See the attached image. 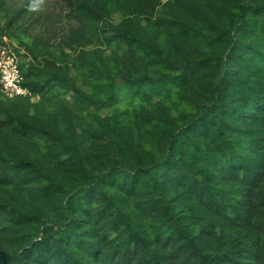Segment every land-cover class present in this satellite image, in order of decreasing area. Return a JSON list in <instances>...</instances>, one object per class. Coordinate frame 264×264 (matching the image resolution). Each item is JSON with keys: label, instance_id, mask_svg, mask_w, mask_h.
Masks as SVG:
<instances>
[{"label": "rangeland", "instance_id": "1", "mask_svg": "<svg viewBox=\"0 0 264 264\" xmlns=\"http://www.w3.org/2000/svg\"><path fill=\"white\" fill-rule=\"evenodd\" d=\"M29 1L0 0V41L40 86L32 98L0 95V264H38L37 254L54 264L75 249L86 264H233L251 251L264 264V181L249 194L242 174L227 176L226 140L252 136L213 108L234 52L255 53L264 72V12L235 31L237 7L264 0H34L13 22ZM172 136L179 165L153 186ZM90 189L104 193L92 208L79 200ZM65 230L83 242L61 247ZM133 233L163 252L135 251ZM187 242L202 251L177 250Z\"/></svg>", "mask_w": 264, "mask_h": 264}, {"label": "trees", "instance_id": "2", "mask_svg": "<svg viewBox=\"0 0 264 264\" xmlns=\"http://www.w3.org/2000/svg\"><path fill=\"white\" fill-rule=\"evenodd\" d=\"M34 6V0H30L21 9L15 11L14 16H16V19L13 22H18L22 19L28 18ZM237 8L238 13L236 16L235 31L239 33L240 31L243 32V30L248 27L249 23L247 20L249 15L253 13L264 12V3L257 5L243 4ZM263 34H260L261 48H264ZM231 40V45L233 47L236 43L235 34L232 35ZM129 41L131 43H139L144 45L142 40L138 38L130 37ZM2 43L3 42L0 41V45ZM234 53L235 56L238 57L239 62L235 63L231 69H228V67L224 65L223 73L217 78L213 87V93L215 96L213 108L218 110V112L223 115L224 113L230 114L232 117V123H236L240 130L244 131L245 135L252 136L249 141L245 139L246 137H233L229 140H225L227 141V145L231 148L230 157L228 159L229 168L227 169V176L233 177L236 174H242L241 177L244 192L253 194L261 188V184L264 181V94H261V92L264 90V72L255 74L256 68L259 64V59L255 53L246 52L242 55L239 52ZM160 56L162 57L161 54ZM24 77V86L28 87L35 95V92L40 89V86L38 84L33 86L32 83H29L28 73H25V71ZM205 123V119L199 117L196 121V126H202ZM221 134L224 136V133ZM174 137L175 136L170 137V140L168 141V152H166L167 155H165L162 160L163 164H161V162L157 167V171H161V176L159 178H154L153 175L150 177V181L153 186H157L159 185V182L167 181L172 178L174 173L172 172L171 166L174 165L176 168L179 165L180 159H176V155H173V152L176 148L178 149V147L183 144V141ZM112 180H114L113 177L107 179V181ZM124 182H126V184L132 189L137 187L135 178H126ZM92 193H100V190L90 189L82 192L79 200L82 202L83 206L92 208V204L94 203L90 197ZM100 194L104 196V193ZM253 213L254 210L250 206L242 215L244 220L249 224L251 218H253ZM175 227L179 228L178 225ZM262 231L264 232V230ZM61 234L62 235L59 239V245L63 248L70 247L77 240L83 242V239H81L79 235L73 233L71 230H65L64 232H61ZM131 239L135 246L134 250L137 252L141 251V253H145L149 250H153V253L150 255L156 258H158V255L163 252L154 248L151 249L148 242L143 238H140L136 233L132 234ZM185 241H188V238H186ZM91 247L93 249V253H90V256L92 258H96V253L98 251L93 245H91ZM183 247L189 249L193 248L200 252L202 251V247H200L198 244H188V242L186 243V246H180L177 250H180ZM75 252L76 249L68 252L65 251L63 254L58 255L57 261L54 264H86L82 262L81 258L76 255ZM225 253L226 252L221 253L222 260L227 258ZM249 255L257 256V253L254 251L248 252L245 255L242 263L233 264H254L249 261V259H247ZM35 258H37V260L34 259V263L46 264L49 262V259L46 258V254H37ZM18 259L20 264H24L26 262H30V255H26L24 257L19 255ZM212 260L214 259H211L210 261L204 260L202 264H216ZM97 263L100 264L99 262ZM101 263L106 264L105 261H101Z\"/></svg>", "mask_w": 264, "mask_h": 264}, {"label": "built area", "instance_id": "3", "mask_svg": "<svg viewBox=\"0 0 264 264\" xmlns=\"http://www.w3.org/2000/svg\"><path fill=\"white\" fill-rule=\"evenodd\" d=\"M17 47L3 37L0 45V94L5 99L32 98L33 92L24 86V70Z\"/></svg>", "mask_w": 264, "mask_h": 264}]
</instances>
